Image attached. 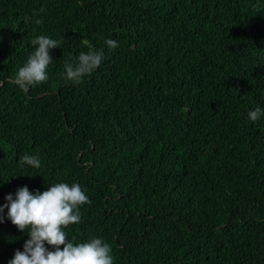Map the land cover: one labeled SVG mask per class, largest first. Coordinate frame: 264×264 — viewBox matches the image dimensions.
I'll list each match as a JSON object with an SVG mask.
<instances>
[{
	"label": "trees",
	"instance_id": "trees-1",
	"mask_svg": "<svg viewBox=\"0 0 264 264\" xmlns=\"http://www.w3.org/2000/svg\"><path fill=\"white\" fill-rule=\"evenodd\" d=\"M40 35L62 47L24 92L14 77ZM89 49L101 66L66 82L64 61ZM257 107L264 0H0V206L23 186L80 184L92 203L68 238H102L115 264H264ZM3 215L8 264L29 236Z\"/></svg>",
	"mask_w": 264,
	"mask_h": 264
},
{
	"label": "clouds",
	"instance_id": "clouds-1",
	"mask_svg": "<svg viewBox=\"0 0 264 264\" xmlns=\"http://www.w3.org/2000/svg\"><path fill=\"white\" fill-rule=\"evenodd\" d=\"M44 9L41 8L40 12ZM36 15V13H34ZM25 21L30 18L25 16ZM36 24H42V19H36ZM62 40L40 35L31 41L34 51L19 68L14 83L24 92L31 87L45 83L48 80L47 69L53 63L51 50L62 47ZM83 45L88 41L83 40ZM109 50L118 47L112 39L105 41ZM104 59L103 49H89L81 52L74 60L64 61V77L66 82L79 84L82 79L97 70ZM264 115V110L257 107L249 111L248 116L256 122ZM19 165L40 169L42 164L38 155L23 154ZM6 203L0 206V223L7 219L24 233L29 239L24 242L23 251L17 249L8 264H115L112 247L102 238L93 237L86 242L69 240L66 229L82 220L81 207L91 205L86 191L78 183L57 182L48 185L46 191L31 192L27 186L19 188L15 196L8 194ZM50 246L53 250H49Z\"/></svg>",
	"mask_w": 264,
	"mask_h": 264
}]
</instances>
